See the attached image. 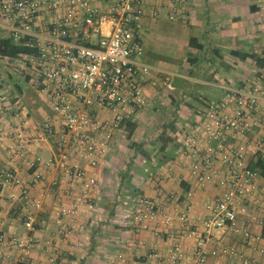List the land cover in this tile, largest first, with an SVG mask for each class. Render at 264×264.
Segmentation results:
<instances>
[{"label":"crops","instance_id":"1","mask_svg":"<svg viewBox=\"0 0 264 264\" xmlns=\"http://www.w3.org/2000/svg\"><path fill=\"white\" fill-rule=\"evenodd\" d=\"M90 1L97 11L106 13L117 0ZM140 2L143 32L137 58L156 68L144 85L148 103L116 132L110 153L95 169L98 184L91 192L92 206L83 204L74 218L57 215L56 198L72 185L56 165L47 164L58 135L48 136L43 123L52 120L57 130L59 124L30 75L8 64L7 55L0 54V173L18 167L24 179L31 181L27 192L43 202L28 257L37 264H118L117 254L121 253L126 264H173L170 255L178 243L183 258L177 264H199L197 249L204 238L206 251L231 245L249 258L244 264H260L264 262V211L248 200L244 210L237 207L236 229L219 227L205 233L204 221L210 216L206 203L221 196L224 186L218 180L197 182L189 160L180 159L176 135L186 125L193 128L198 124L208 102L222 98L225 87L255 81L264 70L257 60L264 59V0H186L185 20L171 18L167 0ZM65 11L66 7L59 14ZM54 18L56 12L53 16L42 12L37 23L46 25ZM83 25L82 20L75 21L71 33L73 39L88 45H97L107 30L104 26L86 32ZM7 38L9 34L0 27V40ZM260 129L257 126L235 141L251 149ZM19 131L31 143L23 154L14 155ZM216 168L227 173L221 162ZM38 171L43 172V181L32 182ZM257 183L264 190V173ZM14 191L22 188L9 184L0 189V232L5 236L12 230H25L20 201L11 200ZM142 195L172 215L171 234L159 236L152 229L160 223L162 213L145 230H137L126 217L131 202ZM64 202L69 204V198ZM184 210L186 222L181 218ZM246 230L262 236L259 245L246 238ZM20 253L0 243V264H16ZM238 260L236 255H209L204 264Z\"/></svg>","mask_w":264,"mask_h":264},{"label":"built area","instance_id":"2","mask_svg":"<svg viewBox=\"0 0 264 264\" xmlns=\"http://www.w3.org/2000/svg\"><path fill=\"white\" fill-rule=\"evenodd\" d=\"M140 1L117 0L109 12L103 13L90 0H0V27L17 44L32 50L6 56L7 62L30 75L59 124L57 130L52 120L43 123L48 136L58 135L56 149L47 164L56 165L62 178L72 185L56 198L59 216L74 218L83 204L91 208V192L98 184L97 165L110 153L116 132L148 103L144 85L156 68L137 58L143 32ZM167 1L172 19L187 18L186 0ZM64 7L66 11L59 14ZM42 12L50 16L56 12L57 18L40 25L37 19ZM77 20H82L86 32L89 28L107 27L97 45L73 39L70 26ZM257 126L261 129L253 138L251 149L235 141ZM176 136L180 159L189 160L197 182L202 185L218 180L224 186L221 196L206 203L210 216L204 221L205 233L219 227L236 229L237 207L244 210L248 200L264 211V190L257 183L264 173V166L257 165L258 161L264 164V70L255 81L225 87L222 98L208 102L204 118ZM16 138L14 155H21L31 138L22 131L16 133ZM217 162L227 166V173L216 168ZM43 179V172L38 171L32 182ZM9 184L22 188L12 193L11 200L20 201L25 230H12L8 236L0 232V243L21 252L16 264H37L29 259L28 252L35 243L33 232L43 202L27 192L31 181L24 179L18 167L0 173V189ZM65 198H69V204L64 202ZM131 204L126 217L137 230L150 229L162 213L160 223L152 229L159 236L171 234L172 215L162 212L155 200L142 195ZM182 212L181 218L186 222V210ZM57 227L63 231L60 223ZM190 232L197 233L193 229ZM244 234L249 241L260 244V234L249 230ZM204 245L202 238L197 249L199 264H204L209 255H236L239 260L234 264H244L249 259L231 245H219L211 251H206ZM182 258L181 246L176 243L170 260L177 264ZM117 260L118 264H126L121 253Z\"/></svg>","mask_w":264,"mask_h":264},{"label":"trees","instance_id":"3","mask_svg":"<svg viewBox=\"0 0 264 264\" xmlns=\"http://www.w3.org/2000/svg\"><path fill=\"white\" fill-rule=\"evenodd\" d=\"M13 42L14 41L11 37L0 40V54L7 56H16L18 53H23V52L25 53L32 51L31 48L27 46L21 44H15ZM257 60H258V64L264 68V59H257ZM257 165L264 166V164L259 161Z\"/></svg>","mask_w":264,"mask_h":264},{"label":"rangeland","instance_id":"4","mask_svg":"<svg viewBox=\"0 0 264 264\" xmlns=\"http://www.w3.org/2000/svg\"><path fill=\"white\" fill-rule=\"evenodd\" d=\"M163 114L165 115V112H164ZM155 122H156L155 124H157L158 120H156ZM184 122H185V121H183L182 123H184ZM185 125H186V124H184V126H185ZM156 128H157V127H156ZM186 128H189V126L186 125Z\"/></svg>","mask_w":264,"mask_h":264}]
</instances>
